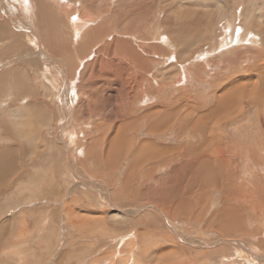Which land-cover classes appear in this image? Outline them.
<instances>
[{"label":"rangeland","instance_id":"obj_1","mask_svg":"<svg viewBox=\"0 0 264 264\" xmlns=\"http://www.w3.org/2000/svg\"><path fill=\"white\" fill-rule=\"evenodd\" d=\"M0 264H264V0H0Z\"/></svg>","mask_w":264,"mask_h":264},{"label":"bare ground","instance_id":"obj_2","mask_svg":"<svg viewBox=\"0 0 264 264\" xmlns=\"http://www.w3.org/2000/svg\"><path fill=\"white\" fill-rule=\"evenodd\" d=\"M38 5H40V4H38ZM40 8V7H39ZM48 10V9H47ZM37 11H39V13H40V15L42 16V14H41V12H43V9L41 8V9H39V10H37ZM45 11V10H44ZM44 14H46V13H44ZM54 14V13H53ZM40 15H39V18H41L40 17ZM51 15H52V13H51ZM44 16V15H43ZM55 16V15H54ZM38 18V17H37ZM38 18V19H39ZM46 18H47V16H46ZM45 18V19H46ZM44 19V20H45ZM50 19H51V17H50ZM43 20V21H44ZM48 20V19H47ZM52 20L54 21V20H56V18L55 17H53L52 18ZM78 20V19H77ZM57 21H58V18H57ZM44 22H46V21H44ZM85 22V21H84ZM84 24H86V23H84ZM80 27H82V26H80ZM76 28V27H75ZM186 26H183L182 28H181V30L182 31H186ZM84 29V28H83ZM77 32V29H76V31H75V33ZM92 32V31H91ZM74 33V34H75ZM78 33V32H77ZM76 33V34H77ZM181 33V32H180ZM75 34V35H76ZM79 35V34H78ZM77 35V36H78ZM190 35V34H189ZM81 36V35H80ZM88 36V35H87ZM75 37V36H74ZM192 37V36H191ZM78 38V37H77ZM76 39V38H75ZM94 40H96V39H94ZM92 41H93V39H92ZM91 41V42H92ZM180 41H183V39H181ZM79 42V41H78ZM185 44L187 43V42H189V41H183ZM190 43V42H189ZM81 49V48H80ZM129 49V48H128ZM66 52V51H65ZM114 52V51H113ZM131 55H133V54H131ZM136 59V58H135ZM134 58L132 59V60H135ZM119 64V63H118ZM126 68V67H125ZM127 68H131V67H127ZM135 70V69H134ZM131 71V70H130ZM119 72H122V71H119ZM132 73H133V71H131ZM130 72V73H131ZM135 73V72H134ZM121 75V74H120ZM119 75V76H120ZM115 76V75H114ZM117 76V75H116ZM118 78V77H117ZM123 78V77H122ZM122 80V79H121ZM121 80H118V81H121ZM127 81V80H126ZM123 82V81H122ZM129 93V92H128ZM128 93H126V94H128ZM134 94V93H133ZM127 96V95H126ZM222 98V97H221ZM129 99V98H128ZM132 99V98H131ZM135 100V99H134ZM130 101V100H129ZM224 101L225 102H227L228 104H225L224 103ZM232 101H233V99H231V96H229V95H226L224 98H222V99H219V101H218V104H217V108H216V110L213 112L214 114H219V113H221V114H225V115H228L230 112L228 111V110H230L231 111V104H232ZM234 104V103H233ZM232 104V105H233ZM225 112V113H224ZM212 113V114H213ZM160 114L162 115V119H160V120H155V118L153 119L152 117H153V114L151 113V114H148V115H146V117H149V118H151V121H150V127H151V130H158V131H161V130H164V127H166V124L168 123V121H170V120H172V116L174 115V113L172 112V111H170V110H165L164 112H160ZM211 114V115H212ZM153 120H155V122H153ZM167 121V122H166ZM198 121H201V120H198ZM204 125V120H202L201 122H199L198 124H196L195 126H194V128L193 129H196V131H194V134H195V136H197V133L199 132V130L201 129V127ZM201 131V130H200ZM155 132V131H154ZM203 133V132H202ZM200 137H201V134L199 135ZM122 137V139L124 138L123 136H119L118 135V138L117 139H119V138H121ZM213 137V136H212ZM195 138V137H194ZM208 138V137H207ZM211 138V137H210ZM215 138V137H214ZM116 139V140H117ZM208 140V139H207ZM214 140V139H213ZM210 141L211 142V145L213 146L214 145V141ZM200 141H201V139H200ZM205 141H206V138H205ZM207 142V141H206ZM210 142H208V143H210ZM205 145V144H204ZM195 146V145H194ZM194 146H190L189 147V150L192 152V150H194L193 149V147ZM199 146H200V143H199ZM120 146H116L115 148H112L111 150H110V154H109V156L110 157H108V160L109 161H112V160H114V159H116V154H114V152L115 153H118V151H119V148ZM148 147H151V150H150V152H145L147 149H148ZM197 147V146H196ZM191 148V149H190ZM201 148H203V147H201ZM219 148V147H218ZM124 149V148H123ZM197 149V148H196ZM217 149V148H216ZM114 150V151H113ZM212 150H214V148L212 149ZM111 151H112V153H111ZM163 151H165L164 149H155V147L154 146H152V145H150V144H146L145 146H143V147H141L140 148V150H139V155H141V156H139V157H137L136 158V167H137V165L139 164V162H141V159H142V157H144V156H146V155H151L152 154V156H156V155H159V157H162V158H164V153H163ZM193 152H195V151H193ZM213 152V151H212ZM211 153V152H210ZM210 153H208V154H210ZM213 153H215V151L213 152ZM199 155H201V157H200V159H198L197 161H200L199 163L201 164V165H203L204 166V164L206 165V166H208L210 163L209 162H207L206 161V159H207V157H206V155L204 156V154H200V153H198ZM220 154V153H219ZM218 156V155H217ZM215 157V156H214ZM209 158H210V156H209ZM218 158L219 159H221L222 160V158H220V156H218ZM205 160V161H204ZM208 161H210V160H208ZM210 162H212V161H210ZM213 163V162H212ZM110 164V163H109ZM140 165V164H139ZM216 165V164H215ZM221 165V164H220ZM200 167H202V166H200ZM199 168V167H198ZM207 168V167H206ZM208 168H210V166L208 167ZM201 169V168H200ZM205 170V169H204ZM204 170H202V172L204 171ZM198 172H199V170H197ZM194 173H196V172H194ZM199 173H201V170H200V172ZM204 173V172H203ZM198 174V173H197ZM193 175V174H192ZM195 176V175H194ZM198 176V175H197ZM220 176V175H219ZM212 177V176H211ZM210 177V178H211ZM222 177V176H221ZM201 179H202V177H200ZM219 178V177H218ZM223 178V177H222ZM190 179V178H189ZM193 179H196L195 177H193ZM200 179V180H201ZM202 181V180H201ZM200 181V182H201ZM208 181V180H207ZM212 181V180H211ZM221 181V180H220ZM199 182V181H198ZM209 182V181H208ZM214 182V181H213ZM192 183H196V184H198L197 183V180H195V182H192ZM203 181H202V183H199V184H202L203 185ZM210 183V182H209ZM220 183H222V182H220ZM195 184V185H196ZM205 184V183H204ZM208 184V183H207ZM211 184V183H210ZM189 185H190V183H189ZM201 185V186H202ZM206 185V184H205ZM212 185H214V184H212ZM204 186V185H203ZM216 186V185H215ZM217 186L218 187H220L221 185L219 184V182H218V184H217ZM188 187V186H187ZM190 187V186H189ZM195 186H193V188H194ZM200 187V186H199ZM198 187V188H199ZM186 188V187H185ZM191 189H192V185H191V187H190ZM189 189V188H188ZM210 189V188H209ZM207 190H208V188H207ZM189 191V190H188ZM166 192V191H165ZM170 192V191H169ZM176 193V192H175ZM179 193V195H181V196H183V194H181L182 193V191H179L178 192ZM178 193H177V195H178ZM184 193V192H183ZM166 194H169V193H166ZM170 194H172V193H170ZM187 194V193H186ZM185 193H184V196L183 197H185V195H186ZM167 196H169V195H167ZM175 196V195H174ZM174 196H172V198H171V196L169 197V199L168 200H166L165 198H164V200H166V203H168V204H171V201L173 200V202L174 203H176L177 201L176 200H174L173 198H177V197H174ZM181 198V197H180ZM180 198H178L179 200H180ZM161 199V198H160ZM188 199V198H187ZM162 200V199H161ZM185 200V199H184ZM181 202L183 203V201L181 200ZM178 204V203H177ZM177 204H176V206L175 207H177ZM187 204V203H186ZM185 204V205H186ZM190 204V203H189ZM164 205V204H163ZM178 206H179V204H178ZM174 207V206H173ZM179 208V207H178ZM163 209H165V206H164V208ZM171 209H173V208H171ZM178 210V209H177ZM166 211V210H165ZM171 211V210H170ZM232 212V211H231ZM170 214V213H169Z\"/></svg>","mask_w":264,"mask_h":264},{"label":"crops","instance_id":"obj_3","mask_svg":"<svg viewBox=\"0 0 264 264\" xmlns=\"http://www.w3.org/2000/svg\"><path fill=\"white\" fill-rule=\"evenodd\" d=\"M27 139L29 140V143H34L37 140V137H34V135H27Z\"/></svg>","mask_w":264,"mask_h":264}]
</instances>
